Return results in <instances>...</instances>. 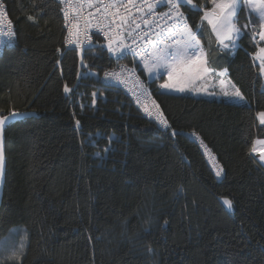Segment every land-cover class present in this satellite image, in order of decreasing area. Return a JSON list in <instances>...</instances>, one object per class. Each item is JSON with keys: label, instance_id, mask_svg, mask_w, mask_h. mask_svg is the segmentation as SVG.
<instances>
[{"label": "trees", "instance_id": "trees-1", "mask_svg": "<svg viewBox=\"0 0 264 264\" xmlns=\"http://www.w3.org/2000/svg\"><path fill=\"white\" fill-rule=\"evenodd\" d=\"M3 3L17 45L0 56V109L33 113L5 134L0 244L22 232L26 248L15 264H264V169L250 153L264 139L257 122L264 84L250 32L233 53L213 42L210 57L218 71L227 69L246 106L152 88L178 133L172 137L119 90L94 77L78 79L75 53L56 63L64 29L54 0ZM186 15L195 29L202 13ZM247 22L241 11L239 25ZM200 37L208 46L207 34ZM86 62L100 78L117 65L106 49ZM65 84L77 87L65 95ZM93 92L100 93L95 106ZM193 131L224 169L220 179L190 138Z\"/></svg>", "mask_w": 264, "mask_h": 264}, {"label": "snow or ice", "instance_id": "snow-or-ice-1", "mask_svg": "<svg viewBox=\"0 0 264 264\" xmlns=\"http://www.w3.org/2000/svg\"><path fill=\"white\" fill-rule=\"evenodd\" d=\"M59 3L64 5L61 11L66 35L63 48H56V53L59 54L56 63L60 64V57L73 52L80 58L77 78L94 77L97 83L102 82L105 87L126 85L128 78L135 76V83L139 85L140 92H133V95L138 106L160 129L171 132L172 137L178 133L172 128L160 106L151 99V93L144 86V82L135 75L141 65L148 81H162L159 88L166 93L180 96L188 93L193 96L204 94L230 102L233 106L247 105L246 97L240 88L226 78L227 69L218 71L215 68L210 58L216 50L211 47V37L215 36V44L225 54L239 49L240 41L246 32H250L253 41H256L258 36L259 41L264 42V0H205L203 4H197L194 0H59ZM86 8L94 11L86 12ZM133 10L139 15L134 16ZM186 11L202 13L195 29L190 26ZM241 11H245L249 17L243 27L239 25ZM27 19L36 22L37 17L28 15ZM208 29L211 30L210 33ZM201 32L208 36L207 47L202 44ZM101 35L103 42L100 41ZM5 37L7 39H4ZM14 38L13 22L5 3L0 0V50L5 46L13 47ZM257 44V51L253 55L254 66L255 62H258L259 75L264 77V46H259V42ZM105 49L110 63L111 59L115 58L117 67L105 70L101 81L99 73L93 71L86 60L90 53L93 57L103 55ZM129 56L132 57L131 67L120 63ZM213 82L218 86L219 92L208 90ZM76 87L77 85L69 87L65 84L63 92L68 95L73 93ZM99 95V92L92 93L93 106L96 105ZM148 101H151V106ZM2 113L3 110L0 109V178L3 177L6 167V130L33 115L31 112L15 109H10L7 114ZM258 118L260 124L264 125V112L258 113ZM76 124L79 126L80 121L77 120ZM190 135L207 151V146L195 131ZM113 142V138L109 137V144ZM109 150L110 148L105 149V152ZM250 153L258 155V163L264 167V139L254 141ZM97 157L101 158L99 153ZM223 171L222 167H216V177L220 178ZM177 193H183L182 186L178 187ZM223 204L229 210L233 208V202L228 198L223 199ZM167 223L165 220L164 224ZM25 248L23 239L18 245L0 246L3 253L0 256V264H15ZM147 251L149 257L154 255L151 247ZM148 264H155V261L149 259Z\"/></svg>", "mask_w": 264, "mask_h": 264}, {"label": "built area", "instance_id": "built-area-1", "mask_svg": "<svg viewBox=\"0 0 264 264\" xmlns=\"http://www.w3.org/2000/svg\"><path fill=\"white\" fill-rule=\"evenodd\" d=\"M54 1L58 4V6H60V9H62V8L64 7V5H61V4L59 3V0H54ZM2 2H3V0H2ZM129 8H131V6H129ZM6 10H7V9H6ZM182 10H183V9H182ZM85 11H86V12H91V11H94V9L86 8ZM121 11H123V9H121ZM133 15H134V16H138L139 13H137V12H135V10H133ZM186 16H187V15H186ZM61 18H62V28L64 29V37H63V40H64L65 35H66V29L64 28V18H63V13H62V11H61ZM137 22H140V21H137ZM188 22H189V21H188ZM161 23H163V22L161 21ZM189 24H190V23H189ZM190 26H192V24H190ZM142 27H143V25H142ZM192 27H193V26H192ZM157 30H158V29H157ZM153 38H154V37H153ZM4 39H7V38L5 37ZM100 40L103 42V36H102V35L100 36ZM13 45H14V46L11 47V48L16 47V45H17V42H16V39H15V38H14V41H13ZM63 46H64V42H63ZM11 48H7L6 46L3 47V49L0 50V56H1V54H2L4 51L9 50V49H11ZM252 59H253V58H252ZM112 61L115 62V58H112ZM123 61H129L131 65H130V66L128 65V66H129V67L132 66V57H131V56H129L126 60H122V61H120V63H122ZM115 63H116V62H115ZM126 65H127V64H126ZM116 67H117V65H116L115 67H113V68H116ZM142 73H143V71H142V65H141V66H140V69L136 72L135 75L140 77V80H141L142 82H144V86L147 88L148 92L151 93V99L155 100V98H154V94H152V88H157V89H158V88H159V86H157V83H158V82H155V81H153V82H149L147 76L144 75V77H143V76H142ZM101 81H103V75L101 76ZM100 85H103V86H104V84H103L102 82L100 83ZM104 87H105V86H104ZM106 88H109V89H113V88H114V89H117V90H119L120 92H122L124 95H127L128 99L131 101L132 105L135 106L136 109H138L139 113H140L143 117H145L148 121H150V122H152L154 125H156L157 128H159V126L155 123V121H154V120H150V118L146 115V113H145L144 111L141 110V108L138 106V104H137V102H136V99H135V97H134V95H133V92L139 93V92H140V88H139V85H136V83H135V76H133V77H129V78H128V83H127L126 85H119V84H116V85H114L113 87H106ZM142 102H143V101H142ZM148 103H149V105L151 106V101H148ZM159 129H160V128H159ZM160 130H161V129H160ZM162 130H163V129H162ZM164 131H165V130H164ZM190 138H191L195 143H197V144L199 145L200 149H202V152H203V155H204L205 160L207 161V164L209 165L211 171H213L214 174H215V168H216V167H220V166L218 165L217 160H215V157L212 155L211 151H210L209 149H207V151H206L205 148L201 146V143H200L199 141H196L194 137L190 136ZM221 176H222V174H221ZM220 178H221V177H220ZM220 178H217V179H220Z\"/></svg>", "mask_w": 264, "mask_h": 264}, {"label": "rangeland", "instance_id": "rangeland-1", "mask_svg": "<svg viewBox=\"0 0 264 264\" xmlns=\"http://www.w3.org/2000/svg\"><path fill=\"white\" fill-rule=\"evenodd\" d=\"M249 20V17L247 16V21ZM209 31H211L210 29H209ZM213 37V40L215 41V36L213 35L212 36ZM255 42V44H256V51H257V47H258V44H257V42H259V46H264V42H260L259 41V38L258 39H256V41H254ZM256 51H255V53H256ZM254 53V54H255ZM255 65H256V67H258V69H259V64H258V62H255ZM258 75H259V71H258ZM259 78H261L262 79V82H263V84H264V77H261L260 75H259ZM228 79V78H227ZM230 80V79H229ZM160 82H162V81H160ZM160 82H158L157 83V86H159V83ZM160 90V92H162V93H165V94H172V93H166V92H164V90H161L160 88H158V91ZM209 91H213V90H215L216 92H219V88H218V86H216V84L213 82V83H211L210 85H209V89H208ZM174 95H179V94H174ZM180 96V95H179ZM184 96H189V97H192V98H199V99H208V100H214V101H222V100H220V99H216V98H212V97H208L207 95H204V94H199V95H195V96H193L191 93H188V94H185ZM224 102H227V101H224ZM228 103V102H227ZM230 103V102H229ZM257 122H258V124H260V122H259V118H258V115H257ZM261 125V124H260ZM261 126H263V125H261ZM222 201V203H223V199L221 200ZM224 205V204H223ZM226 208H227V206H225ZM228 209V208H227ZM229 210V209H228ZM23 239V242H24V244H25V238H24V236H23V234H22V232L21 231H18L17 230V232H12L11 233V235H10V238H6L3 242H1V244H0V246L2 245V246H4V245H7L8 247H11L12 245H14V244H16V245H18L19 243H20V241Z\"/></svg>", "mask_w": 264, "mask_h": 264}, {"label": "water", "instance_id": "water-1", "mask_svg": "<svg viewBox=\"0 0 264 264\" xmlns=\"http://www.w3.org/2000/svg\"><path fill=\"white\" fill-rule=\"evenodd\" d=\"M20 121H22V120H20ZM252 158H254V156H253V154H252ZM255 160L257 161V163H258V160H259V157H258V159H256L255 158ZM259 164V163H258ZM260 166V165H259ZM261 167V166H260ZM6 168V167H5ZM262 169H264V167H261ZM5 172H6V169H5V171H4V175H3V177L2 178H0V207H1V205H2V199H3V188H4V184H5V180H4V178H5Z\"/></svg>", "mask_w": 264, "mask_h": 264}, {"label": "crops", "instance_id": "crops-1", "mask_svg": "<svg viewBox=\"0 0 264 264\" xmlns=\"http://www.w3.org/2000/svg\"><path fill=\"white\" fill-rule=\"evenodd\" d=\"M254 18V17H253ZM212 39H213V37H212ZM256 39H258V36H257V38ZM213 42H214V45H216L215 44V41L213 40ZM202 44L205 46V47H207L206 45H205V43H204V41L202 40ZM216 47H218L217 45H216ZM252 58H253V56H252ZM227 74H228V72L226 73V76H227Z\"/></svg>", "mask_w": 264, "mask_h": 264}, {"label": "bare ground", "instance_id": "bare-ground-1", "mask_svg": "<svg viewBox=\"0 0 264 264\" xmlns=\"http://www.w3.org/2000/svg\"><path fill=\"white\" fill-rule=\"evenodd\" d=\"M259 147V146H258ZM254 158L258 159V155L253 154Z\"/></svg>", "mask_w": 264, "mask_h": 264}]
</instances>
